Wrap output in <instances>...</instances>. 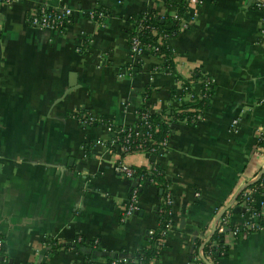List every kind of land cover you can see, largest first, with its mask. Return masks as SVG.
Returning a JSON list of instances; mask_svg holds the SVG:
<instances>
[{"label": "crops", "instance_id": "obj_1", "mask_svg": "<svg viewBox=\"0 0 264 264\" xmlns=\"http://www.w3.org/2000/svg\"><path fill=\"white\" fill-rule=\"evenodd\" d=\"M194 3L167 40L171 70L150 48L134 58L130 46L135 19L175 14L162 0L0 2V241L7 258L0 253V264H110L111 257L144 264L139 255L159 227L163 191L140 183L139 210L124 219L138 183L115 171L120 161L156 163L169 183L172 221L152 264L210 263L204 245L221 217L245 225L239 197L264 167V0ZM41 6L68 10L71 24L64 31L31 25ZM100 9L107 13L101 21L89 16ZM195 73L213 81L204 115L196 123L172 120L159 154L123 153L114 135L135 125L137 108L145 103L154 113L188 103L182 83ZM192 85L201 90V82ZM84 115L113 130L104 121L83 124ZM256 197L261 227L228 235L224 264H264V190Z\"/></svg>", "mask_w": 264, "mask_h": 264}, {"label": "trees", "instance_id": "obj_2", "mask_svg": "<svg viewBox=\"0 0 264 264\" xmlns=\"http://www.w3.org/2000/svg\"><path fill=\"white\" fill-rule=\"evenodd\" d=\"M170 7L175 8L176 14L181 19H176L174 16L167 18H161L157 13L150 12L145 15H141L137 19L144 18L143 20V29L139 32V37L143 44L146 47L150 48L155 54L163 58V67L174 69V57L175 53L172 48L168 45L167 40L170 37L175 36L179 27L183 24V16L189 10V1H184L181 3L174 2L173 0H162ZM31 16V15H30ZM69 19V25L72 22V17L64 18V23L68 26L67 21ZM62 26L60 31H64L67 26ZM136 27V25H135ZM136 33V30L133 31L132 35ZM131 35V36H132ZM155 47L157 49H155ZM204 75L201 73H195L188 79H183L182 87H188L190 91H193V83L201 82V90L194 93V97L189 100L188 103L182 105L178 108H167L160 111L151 113L148 106L144 103L142 106L137 108V121L135 125L124 126L114 135V140L117 144H121L124 147H127V150H124L123 153L129 154L134 152H148L159 154L163 149H166L167 146L164 144L165 141H168L172 133V120H182L188 123H196L205 112V109L208 108L210 104V98L214 93L213 81L209 85V88L205 87V82L203 79ZM206 77V76H205ZM209 78V77H207ZM212 80L211 78H209ZM150 96L149 89L145 93V98ZM185 93L180 95V98H184ZM146 116V119L144 116ZM95 122L104 121L99 117H96ZM106 122V121H104ZM94 124V123H93ZM106 124L112 125L110 122ZM140 135H137V133ZM128 135H131L130 137ZM127 138H129L127 141ZM259 144L264 146V137L260 138ZM135 175L133 181L137 183H152L157 185L159 190H162V198L164 199L169 193V183L165 178V174L162 168L153 163L150 168L146 167H134ZM259 181L249 185L243 193L249 188L256 185ZM134 188V187H133ZM132 188V189H133ZM142 191V185L140 186V193ZM243 193L240 194L239 204L243 203ZM241 200V201H240ZM252 208L256 207V203L252 202L249 204ZM246 208V207H245ZM163 209V211H162ZM172 207L161 203L157 209V214L159 218V227L156 230H153V233L150 234L151 245L148 249L143 250L139 259L144 264H152V261H155L159 254V250L162 247L163 240L165 238L164 231L167 229L168 224L172 221V213L170 212ZM253 210H248L245 212L246 215H252ZM228 213H225L221 217L213 236L209 241L204 245V252L207 256V259L211 264H224V259L228 256L230 251V245L227 243V236L237 228L238 224L232 221V218H229L225 225V231L220 232L219 228L223 221L229 217ZM261 225V224H260ZM163 239V240H162ZM202 240L199 238L196 239L195 247L198 248L202 244ZM84 243V241L77 242L75 246ZM0 253L3 256V245L0 246ZM7 259L3 256V260ZM115 258H110V264ZM7 264H9L7 260ZM121 264V263H120Z\"/></svg>", "mask_w": 264, "mask_h": 264}, {"label": "built area", "instance_id": "obj_3", "mask_svg": "<svg viewBox=\"0 0 264 264\" xmlns=\"http://www.w3.org/2000/svg\"><path fill=\"white\" fill-rule=\"evenodd\" d=\"M10 0H0V2H7ZM189 1L190 5L189 7L192 6L193 2H195L194 4H202L204 2V0H187ZM89 16L92 19H95L97 21H101L102 19H104L107 16V13L103 10H94V11H90L89 12ZM176 19H181L175 12V14L173 15ZM66 17H71L69 14V11L66 9H62V10H50L47 9L44 6L39 7L35 12H33L31 14V16L29 17V22L31 23V25L39 27L41 29H55V30H59L62 26H65L66 24L64 23V18ZM143 20L144 18H140V19H135V30L136 33L133 34L130 38V46H131V53L132 56L134 58L140 56L145 49L147 48L145 44L142 43L140 37H139V32L143 29ZM183 20V18H182ZM67 24L69 25V19L67 21ZM67 26V25H66ZM155 49H157L155 47ZM204 82H205V87L209 88V85L211 84L212 80H210L207 77H203ZM197 92L195 91L194 87H193V91H190L188 89V87H182V93H185V97L182 99H192L194 97V93ZM146 116H144V118L146 119ZM96 117L91 116V115H84L82 117V123L83 124H91L94 123L96 121ZM108 128L110 130H113V125H109ZM137 135H140V133L138 132ZM129 137L131 135H128ZM129 138H127V141ZM114 142H116L114 140ZM164 144L167 146L168 141H165ZM122 151L127 150V147L122 146ZM264 168V167H263ZM115 171L119 174H121L122 176L129 178L131 180L134 179V175H135V170L131 167V165H129L126 162L120 161L116 164L115 166ZM259 182L252 186L249 187L244 193H243V200H244V204L246 207V211H250L253 210L252 215L248 216L247 218L248 220L245 222L244 226H238L237 228H235L233 231L230 232L229 236L233 237V238H237L240 235H244V234H248L254 230H257L261 227L260 225V219L261 216L263 215L262 212V206L260 203L257 202V195L258 193H261L262 190H264V172L262 173L261 177L258 180ZM140 186L141 184L138 183L136 186H134V188L131 190L130 193V197L123 209V218H129L132 215H134L138 210H139V196H140ZM164 204L165 205H169L172 207L173 204V199H172V195L170 193L167 194V196L163 199ZM255 202L257 205L256 207L252 208L249 204ZM163 211V209H162ZM245 211V212H246ZM172 213V210L170 211ZM230 216L227 217L223 223L220 225L219 231L223 232L225 231V225L226 222L228 221L229 218H231V214H229ZM171 223L168 224L167 229L164 231V235L166 236L168 233V230L170 228ZM153 233V230L150 231V234ZM163 240V239H162ZM227 243L229 244V241H227ZM0 246H1V241H0ZM122 262V260L120 259H115L112 261V264H120ZM216 264V263H215Z\"/></svg>", "mask_w": 264, "mask_h": 264}, {"label": "water", "instance_id": "obj_4", "mask_svg": "<svg viewBox=\"0 0 264 264\" xmlns=\"http://www.w3.org/2000/svg\"><path fill=\"white\" fill-rule=\"evenodd\" d=\"M263 172H264V168L261 170V172L255 177V179L252 182L248 183V186L251 185V184H253V183H255V182H257L259 180V178L261 177V175H262ZM237 211H240V209L237 208ZM215 230H216V227H214V232H215ZM202 258L204 259L203 256H202ZM207 264H210V263L207 261Z\"/></svg>", "mask_w": 264, "mask_h": 264}]
</instances>
